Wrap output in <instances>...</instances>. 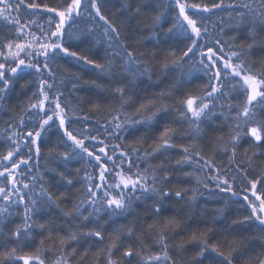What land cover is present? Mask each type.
I'll list each match as a JSON object with an SVG mask.
<instances>
[{
	"label": "snow or ice",
	"instance_id": "1",
	"mask_svg": "<svg viewBox=\"0 0 264 264\" xmlns=\"http://www.w3.org/2000/svg\"><path fill=\"white\" fill-rule=\"evenodd\" d=\"M103 2L64 0L57 7H50L36 0L30 3L18 0L13 7L9 0H0V4H3L0 7V20L6 21L14 29L11 38H0V101L21 80L20 93L27 96L18 123L8 126L11 129L6 134L8 151L6 154L0 153V178L4 181L0 183V235H4L5 222L17 214L16 209H22V223L7 233V238L15 240L19 246L23 240L32 239L34 230L44 231L47 225L49 235L45 239L55 243L53 234L58 226L51 220L39 223L34 219V216L52 205L60 207L57 198L44 183L45 174L39 171L41 148L51 144L48 156L63 164L65 171L66 165L72 161H85L94 169L93 172L85 169L83 197L73 204L71 211L61 209L65 219L74 217L80 224H76L73 219V227L66 230V237L60 238V254L56 256L54 264H69L64 253L67 241L78 242L80 237H90L100 242L105 240L103 225L99 224L102 213L113 220L129 211L133 201L144 198L153 200L146 214L153 217L148 230L159 251L144 255L141 250L134 253L133 248L129 247L123 251V256L130 259L136 255L140 257L141 264H174L169 250L175 248L182 251L186 242L170 243L171 236L178 234L177 230L181 228L187 231L188 226L178 219L177 213L163 220L161 217L168 211L166 200L173 196L176 201L183 200L189 190L166 187L172 165L169 162L171 157L165 154L179 148L182 154L175 160V165L183 176L194 177L197 185L202 184L205 189H209L205 179L194 175L196 169H207L211 173L208 180L213 185L210 191L239 197L240 193L233 187L237 176L229 170L216 168L214 161L206 159L195 138L202 139L203 126L219 119L221 124L230 122V131L227 141H223L222 137L215 138V147L222 146L225 152L230 151L232 162H235L240 141L244 137L251 140L250 147L253 149L264 147V119L260 118L264 114V68H257L250 60L251 50L257 46V35L254 28H250L239 44L236 43L238 36L235 35L225 40L223 17L212 21V16L221 11L243 8L247 9L253 24L256 21L264 23V0H260V11L248 3L238 4L235 0H230L227 5L225 0H170L175 15L171 26L163 33V41L156 35V30L167 22L164 11L154 16L142 12L143 5L150 0H139L134 12L131 8L127 9V12L143 16L151 24L157 45H168L167 53L163 56V70L167 71L171 66L184 76L191 77L193 73H199L198 79L207 80L198 94L182 92L179 96L176 95V83L165 91L150 94L138 86L137 81L141 77L148 76L151 79L152 61L157 59L158 53L149 55L130 50L122 40L120 29L103 14ZM21 6L33 10L30 16L42 9L47 14L46 19L42 17L39 21L30 20L27 24H21L19 16L5 14L19 12ZM81 19L93 23L79 27ZM244 22L245 12H238L234 30L238 31ZM217 24L221 25V35L213 36ZM32 26L38 31H32ZM98 28L102 31H97ZM102 42L106 44L103 63L96 58L98 52L92 53V49ZM62 59L75 61L77 65H84L95 72V79L86 81L71 74L73 91L84 93L76 96V104L72 106L62 91L69 77L63 74L59 78L57 76V61ZM117 59L122 63L117 65ZM26 76L29 78L25 79ZM101 80L107 82L101 83ZM169 100L173 102L169 103ZM85 105H88L87 110ZM129 108H134V111H127ZM100 112L106 114L100 123L103 135L100 132L93 134L88 126L90 114ZM185 123L187 129L183 127ZM141 129L144 131L141 132ZM137 133L139 135L135 143L125 142L127 136ZM153 137V144L144 147L145 140ZM178 138L192 142L178 145ZM106 140L116 142L106 143ZM158 154L163 155L164 159L157 165L149 164L144 169L140 168L138 161H148ZM243 163L241 161L235 167L247 179V170L241 167ZM186 165L193 167V171L183 172ZM133 168L136 170L133 171ZM46 171L58 175L68 185L73 183L64 171H58L57 168H48ZM76 172L79 174L80 169ZM20 177H27L29 182H24ZM17 184H22V188L17 187ZM258 184L264 187V177L248 180L247 187L243 189L246 193L250 192L251 196L244 194L242 197V206L248 210V215L228 221V203L225 200L223 207L213 210L215 215L212 221H227L223 226L225 232L236 228L247 229L255 224L259 235L251 236L245 231L239 234V240L233 238L229 241L225 235L218 244H209L208 234L215 229L197 227L190 232L191 242L200 246L197 256L202 257L210 250L219 257L217 264H234L236 259L245 255L241 245L247 246L252 240H259L264 246V195L258 194ZM191 191L193 195L186 203L195 201L199 187ZM94 221L95 227L87 230L81 227L83 225L86 228L87 224ZM125 233L132 237L135 234L134 226L121 225L113 229L109 236L110 243L100 249V254L106 256L107 264H117L113 253L119 250L121 237ZM40 243L44 244L45 240L42 239ZM142 248L147 251V245L142 244ZM18 251V247L9 249L5 246L0 253V264H16L17 260L23 261V264H45L39 254L40 249H36L33 255H19ZM87 255L86 250L84 256ZM248 259L253 258L249 256ZM259 264H264V259Z\"/></svg>",
	"mask_w": 264,
	"mask_h": 264
},
{
	"label": "trees",
	"instance_id": "2",
	"mask_svg": "<svg viewBox=\"0 0 264 264\" xmlns=\"http://www.w3.org/2000/svg\"><path fill=\"white\" fill-rule=\"evenodd\" d=\"M9 2L15 7L18 0H9ZM26 3L32 2V0H25ZM37 3L47 4L50 7H57L59 4L63 3L64 0H36ZM139 0H104L102 3L101 10L103 14L115 24L121 31L122 40L128 44L130 50L140 53H148L149 55L153 52L158 53L157 59L152 61L151 79L148 76L141 77L137 84L141 89H146L147 93L161 92L165 91L173 83H176V95L179 96L182 92H193L199 93L203 86L207 83L204 78L198 79L199 73H193L191 77L184 76L180 71L173 70L171 66L167 71L162 69L163 56L167 53L168 45L159 44L157 45L156 39L153 37L152 26L147 22L143 16H135L130 12H127L128 8H131L134 12L137 7ZM196 2H210V0H196ZM236 3H248L256 11H260V0H235ZM230 0H225V4H229ZM3 7V4H0ZM173 5L170 0H150V2L145 3L142 8V12L148 13L151 16L164 11L166 23H162V26L156 30V35L159 39L163 41L165 39L163 33L171 26L172 17L175 12L172 10ZM31 9H26L25 6H21L19 12L11 11L12 17L19 16L21 24H27L30 20H40L42 17L46 19L43 10H37V14L30 16L29 13L32 12ZM245 12V22L238 31L234 30V26L237 24V13ZM218 17H223L224 23V34L223 38L229 40L231 37L238 36L236 43H241L244 40L245 34L250 28H254L257 35V46L251 50L250 60L255 64L257 68H264V23L256 21L255 24L252 22V17L248 15L247 9L237 8L235 11L224 10L218 13V15L212 16V21H217ZM231 17V19H229ZM93 22L90 20H79V27H84L86 24L91 25ZM221 25L217 24V31L213 32V36H219V28ZM32 31H38L34 26L31 27ZM97 31H102V29H97ZM211 31V25H210ZM14 35V29H11L6 21L0 20V38L4 36ZM247 44L245 43V47ZM106 44L101 43L96 48L92 49V53H99L96 57L99 62L103 63L102 57L105 55ZM117 65L121 64L122 61L117 59ZM59 71L57 72L58 78L63 74L65 77H69L65 80L64 87L62 91L65 93V97L70 104V106L76 104V96L83 95V92H75L72 89L73 81L70 79L71 74H76L81 78V81L95 79V72L84 65H77L75 61L58 60ZM187 70V66H185ZM29 77H25L28 79ZM101 83L107 82L106 80L99 81ZM20 83L23 80L18 81L15 87L10 91L3 101H0V153L6 154L8 151L6 134L11 131L9 129V124L15 126L21 115H23L21 109L26 106L27 96L20 93ZM172 103V100L168 101ZM235 102V101H234ZM88 105L84 108L87 110ZM131 112L134 108L126 109ZM106 116L104 112L92 113L90 114L89 127L93 130V134L100 132V123ZM261 119H264V114H261ZM171 119V117H169ZM27 120V117H25ZM230 122H224L217 119L215 123L204 125V131L202 133L203 138H195V142L201 147L202 154L206 159L214 161L216 168H222L229 170L232 175L237 176L236 183L234 184V190L240 193L239 197H232L230 194L212 192L209 189L213 188V185L208 177L211 175L207 169H196L195 176H199L205 179L209 183V189H205L203 185H197L194 177H185L181 174L179 170L176 169L175 160L179 159L182 154L180 149L170 150L165 155L171 157L169 161L172 165L170 170V178L166 182V187L173 188L176 190L188 189L189 191L185 195L183 200L176 201L173 196L170 200H166L165 204L168 206V211L164 213L161 219H165L173 213L178 214V219H180L185 225L188 226V230L185 231L183 228L178 229V234H172L170 243L172 242H186L184 249L182 251H177L175 248L169 250V254L172 257L174 264H217L219 257L210 250L206 251L202 257L197 256L200 251V246L197 243H193L190 240V232L193 229L199 228H209L212 227L215 231L208 234L209 244H218L227 235L229 241L233 238L239 240V234L247 231L251 236L259 235L258 229H256L255 224H252L244 228L229 229L227 232L224 231V224L227 221L217 219L214 223L212 217L215 215L214 209L223 207L225 200L228 203L227 217L228 221L236 219L238 216L243 217L248 215V210L242 206V197L244 194L249 192H244L248 185V180L257 179L259 177H264V147L253 149L250 147L251 140L248 137H244L239 144L238 151L236 154L235 162L230 160L231 152H225L223 147H215L216 137H222L223 141H227ZM31 126V125H29ZM251 126V125H250ZM75 127H80V125H75ZM185 129L188 125L185 123L183 125ZM19 131L20 129H16ZM144 131L141 129V132ZM124 135V133H121ZM139 135L127 136L126 143H135L136 137ZM159 135V133H157ZM55 138L53 137V140ZM153 138H148L144 142V147H148L153 144ZM106 143H114L116 141L106 140ZM177 144L190 143L191 140L188 139H177ZM51 146H42L41 152L42 156L39 161V171L44 173V183L46 187L50 190L55 198H57L60 207L52 205L46 208L42 213H38L34 216V219L39 223H45V221L51 220L54 225H57L56 233L53 234V240L55 243L45 239L48 237L49 233L47 231V225L44 231L34 230L31 233L32 239L23 240L18 246L17 242L12 239L7 238V233H9L15 226L22 223V209H16L15 215H13L9 220L5 222L4 235H0V253L4 251L5 246L7 248L18 247L19 255H33L36 254V249H40V255L45 260V264H54L55 258L60 254L59 250V240L61 237H66V230L73 227V219H65L62 215V211H71L73 204L81 199L85 192V180L83 179L85 169L89 172H93L94 169L91 165L86 164L85 161H72L66 165L67 171H65V166L58 163L53 158L48 156V148ZM63 151V149H60ZM247 150V154H245ZM255 152V154H253ZM164 159L163 155H157L155 158H151L148 161H138L141 169L148 167L149 164L155 166L160 160ZM241 161L244 163L241 165L242 168L247 170L248 177L245 179L236 170L235 165L240 164ZM250 161V162H249ZM48 168H57L58 171H64L66 176L72 179V185H68L65 180L61 179L58 175L49 173L46 171ZM80 169L79 174L76 170ZM136 169L133 168V171ZM183 172H192L193 167L185 166L182 170ZM35 172V169H34ZM70 174V175H69ZM162 175V173H161ZM24 182H29L27 177H20ZM3 178H0V183H3ZM17 187L22 188V184H17ZM39 185L37 184V190ZM199 187V192L196 194L195 201L191 203H186L189 198L193 195L191 189ZM26 191V190H25ZM258 194L264 195V187L261 184L257 185ZM153 200L151 198H144L141 200L133 201L131 209L125 212L123 215L115 217L113 220H109L106 213H102L100 216L99 224L103 225L105 231V240L100 242L90 237H80L78 242L67 241V245L64 248V253L69 261V264H107V259L105 255L100 254V249L104 248L105 244L110 243L109 236L113 232V229L119 228L121 225L132 224L135 228V234L132 237H128L125 233L121 239L122 243L119 246V250L114 251L113 259L117 261V264H141L140 257L133 255L130 259L123 256V251L129 247L133 248V251L138 249L142 251L144 255L155 254L159 251L158 247L153 242V235L148 230V225L152 223L153 217L150 214H146L147 210L151 208ZM87 215V211L84 213ZM107 221V223H105ZM204 221H207L206 223ZM76 224H80L78 219H75ZM95 221L93 223L87 224V227H81L84 230L87 228L95 227ZM75 230V229H74ZM140 237V239H137ZM44 239L45 243L41 244L40 241ZM143 245H147V251L142 248ZM73 249L75 252L73 253ZM87 250L88 255L85 257L84 253ZM227 250L226 248L224 249ZM241 251L245 253L243 258H238L234 261V264H259L261 259H264V246L261 245L259 240H252L247 244V246L241 245ZM99 254V259L97 255ZM236 255L235 253L233 254ZM251 256L253 259L249 260L248 257ZM16 264H23V261H16ZM35 264V262H32Z\"/></svg>",
	"mask_w": 264,
	"mask_h": 264
},
{
	"label": "rangeland",
	"instance_id": "3",
	"mask_svg": "<svg viewBox=\"0 0 264 264\" xmlns=\"http://www.w3.org/2000/svg\"><path fill=\"white\" fill-rule=\"evenodd\" d=\"M0 170H2V169H0ZM248 195L250 196V192L248 193ZM250 198H251V196H250Z\"/></svg>",
	"mask_w": 264,
	"mask_h": 264
}]
</instances>
